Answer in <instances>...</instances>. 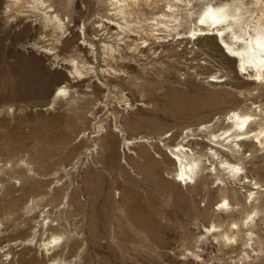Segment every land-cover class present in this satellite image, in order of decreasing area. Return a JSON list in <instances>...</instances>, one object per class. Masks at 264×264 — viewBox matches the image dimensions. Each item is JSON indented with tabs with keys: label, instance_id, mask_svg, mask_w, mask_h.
<instances>
[{
	"label": "rangeland",
	"instance_id": "obj_1",
	"mask_svg": "<svg viewBox=\"0 0 264 264\" xmlns=\"http://www.w3.org/2000/svg\"><path fill=\"white\" fill-rule=\"evenodd\" d=\"M46 1L60 28L46 9L5 14L12 0H0L1 27L32 25L5 41L19 56L4 72L22 85L0 71V264H201L200 250L204 264H264V77L192 35L207 3L239 5L250 22L262 0H139L130 23L168 9L174 29L123 40L105 24L110 0ZM233 112L250 115L246 136L228 137L242 133ZM188 139L200 154L182 183L172 147ZM247 245L259 254L246 259Z\"/></svg>",
	"mask_w": 264,
	"mask_h": 264
},
{
	"label": "bare ground",
	"instance_id": "obj_2",
	"mask_svg": "<svg viewBox=\"0 0 264 264\" xmlns=\"http://www.w3.org/2000/svg\"><path fill=\"white\" fill-rule=\"evenodd\" d=\"M138 1L139 0H110L112 9V12H110L111 18H107V22H105L106 20L103 19L102 22L104 21L105 24L108 23V25H114L117 31L115 33V36L116 38H118V40H123V37L119 35L128 34L135 35L141 38L142 35H161L162 33H164V31H166L168 34L171 29H174L169 28L166 24V22L169 21V18H172L171 15L166 13L168 9L166 10V12L164 11L162 12V14L151 17L150 19H140L137 20L136 23H130L132 13L129 10V7H131V5L135 6ZM142 1L143 3L154 2V0ZM97 3L99 5L100 1L97 0ZM260 3H262L260 5L262 7V10H264V0H262ZM166 6H168L169 9L171 8L168 0ZM7 7L8 8H6L4 11L5 14L9 12L12 7H15L17 9L16 11L24 10L28 12L26 13L27 15H31L40 8L46 9L44 11L45 20L48 23H57L58 27L60 28L61 19L57 16V14H50L54 12V8L51 4L47 3L46 0H12L10 6ZM33 16H35V14H33ZM31 26L32 25L28 22H24L23 26L21 25V27H18V29L14 30L11 28V26H0V71L3 72L2 79L4 80V83L9 84L10 86L22 85V83L24 82V77L17 76L16 78H12L8 72H4L3 67L7 65L12 66V64H14L6 63L8 52L16 56V59L19 56L9 48L4 51L6 47L5 41L9 40V43L13 45L18 39H20L22 35L28 34L29 28H31ZM192 35L214 36L218 39V44L224 50V53L229 56V58L237 61L238 70H242V72H254V74L252 75L255 76V80L264 77V75H262L264 74V12H261L260 16H258L255 21L245 22L241 12V7L239 5L232 6L227 2H219L217 4L207 3L197 18L196 27L192 30ZM145 41L146 39L143 42ZM108 48L113 52L115 50L112 48V46H108ZM116 54H119V51H116ZM16 64H19V62H16ZM69 72L70 74L75 76L81 75L83 71L76 67L75 64H73L72 69ZM65 92L66 89L62 87L58 90V93L60 94H64ZM249 117L250 115L247 114L233 112V114L229 117L230 122H234L236 124L235 128L237 130H242V133H235L234 130L228 135V137H238L239 135L246 136L248 134L246 132V129L248 128ZM227 131L225 130L224 132L227 133ZM202 134H207V131L204 130V133ZM261 134L264 133H262L261 131L259 135ZM190 135L192 136L193 134ZM210 136L211 137L208 141L210 151L215 155H217V152L225 153L217 146V143L220 140V138H218V135L210 132ZM255 138H258V136H256ZM190 139H192V137ZM190 139L181 141L177 145H174L172 147V153L176 157L180 165V172L176 174V176L179 177V180H175L177 182L182 181V183H185L186 179L192 180L194 174H196L194 171V167L196 165V160L199 159L198 155L200 154V152L194 151L191 148ZM238 140L240 141V139L235 138L233 140L230 139L229 141L237 142ZM227 168L231 169L230 171L238 170V167L234 164H227ZM227 205L228 202L223 199V206ZM183 214L184 216L189 217L190 211L188 209H184ZM208 231L210 232L213 230L208 229ZM224 238L226 239L225 241H229L232 239V237H229L228 234H225ZM217 239L218 237L216 235L212 237V239L210 240L209 248L213 249L214 247H217ZM234 240L235 238H233L232 241ZM255 243L253 242V246H255ZM247 244L249 243L247 242ZM251 246H246L247 248H249V253L245 252L244 254L246 259L259 254V249ZM209 252L210 251L207 250H200L198 253H192L190 258L194 262L204 264V262L209 260Z\"/></svg>",
	"mask_w": 264,
	"mask_h": 264
}]
</instances>
